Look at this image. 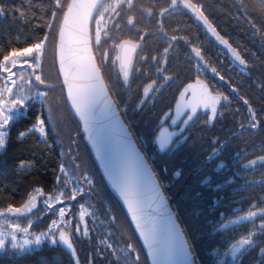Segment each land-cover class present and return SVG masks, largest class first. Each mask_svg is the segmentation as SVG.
<instances>
[{
	"label": "flooded vegetation",
	"instance_id": "flooded-vegetation-1",
	"mask_svg": "<svg viewBox=\"0 0 264 264\" xmlns=\"http://www.w3.org/2000/svg\"><path fill=\"white\" fill-rule=\"evenodd\" d=\"M134 2L136 8L132 13L127 11V4L124 2L117 15L113 10L116 0H106L91 26L93 53L109 93L114 100L121 101L117 105L119 112L151 169L157 174L156 178L162 183L164 195L189 243L193 245L192 252L196 264H260L264 254L259 252V247L264 244L259 242L264 241V233L259 232V226L264 217L258 214L251 222H242L238 226L229 225L227 228L219 227L224 220L264 208V166L258 162L254 168H243L247 161L264 155V113L257 116L262 123L256 130L250 131L248 106L244 103V99L249 100L257 112L264 104V88L259 79L264 72L261 68L264 50L260 48L259 41L253 39L251 25L244 21L237 23V20L233 19L239 11L241 0L190 2L203 4L205 14L209 16L217 31L229 40L233 48L238 49L249 65H255L247 72L242 71L243 66L239 61L232 62L231 53L215 41L210 33H206L202 23L195 19L190 9L170 10L161 18L159 8L153 16H149L146 9L154 4L167 7L170 0ZM243 4L248 6L249 15L254 18L253 22L260 27L262 21L256 11L258 0H243ZM101 14L102 20L97 25ZM132 14H135L138 21L134 27L127 24V17ZM161 19L163 33L159 31L157 24ZM97 27L101 30L99 46L95 42ZM105 29L110 38L104 37ZM145 31L151 34L145 36ZM172 36H176L180 42H172L173 46L167 55L169 63L164 65L168 67V72L158 75L155 70L157 65L151 58L158 56L163 62V49L169 47L167 40ZM185 40L189 43L186 44ZM125 41L137 45L136 51L131 54L127 82L124 81L120 67L124 47H128L124 45ZM122 45L124 47H121ZM193 45L201 47L202 54L209 61L207 74L197 72L195 60L189 59L190 55L194 56V53L190 52ZM104 53H107L106 58ZM212 67H216L224 76L223 81L211 74ZM179 69L183 71L177 76ZM164 75L175 78L164 81ZM198 80L206 84L213 94L223 93L228 100H221L217 105L216 118L208 123L205 121L211 114L210 109L198 107L191 126H185L183 121L187 119L185 113L189 109L183 105L192 100L193 89H189L184 96L181 93L189 84L196 86ZM153 81L156 82L157 89L152 93L154 98L149 99L143 110L134 108L142 97L143 89L151 86ZM230 85L237 87L238 94L233 92ZM178 105L181 106L179 116L176 115ZM165 113H168V116H165ZM173 117L176 119V125L171 122ZM241 124L245 126L243 130L239 127ZM177 125L188 128L184 134L185 138H179L180 142L175 147L161 150L157 140L161 129L174 131ZM233 132L237 133L234 138L231 135ZM217 137L221 140L227 138L229 142L221 153L209 159V156L213 155L212 149L218 146L213 143ZM176 139L177 137H173V140ZM79 140L80 138L78 142ZM79 147L84 149L83 145ZM79 157L80 160L75 163H80L83 172L88 164L84 156ZM69 173V167L66 168L65 165L63 175L68 178ZM90 176L92 179L95 177ZM93 189L96 190H90ZM95 193L91 199L95 197ZM85 197L81 193L72 198V201L68 198L61 202H51L50 208L44 203L40 204L37 212L31 217L32 221L39 222L43 217L50 216V225L54 229L58 225L70 235L80 264H108V260L95 255V245L105 238L117 248L124 247L127 243L133 244L139 252V264H148L144 251L116 199L114 198V202L110 200L101 204L87 202ZM79 198L85 202L76 203ZM61 207L65 209L64 217L59 215ZM43 209L47 211L44 214ZM81 212L84 213L83 219L80 218ZM221 213L224 215L223 220ZM112 216L117 218L115 222H111ZM53 220L57 221V225H52ZM62 220L66 223L62 224ZM77 226L80 228L79 232L76 231ZM85 226L88 228L87 237L83 235ZM249 231L255 233L254 238L258 244L247 251L241 250L234 258L230 250L231 243H235L241 235ZM55 234L58 239L59 231ZM135 255L133 252L129 259Z\"/></svg>",
	"mask_w": 264,
	"mask_h": 264
},
{
	"label": "snow or ice",
	"instance_id": "snow-or-ice-1",
	"mask_svg": "<svg viewBox=\"0 0 264 264\" xmlns=\"http://www.w3.org/2000/svg\"><path fill=\"white\" fill-rule=\"evenodd\" d=\"M124 2L127 4V11L132 13L136 8L134 0H116L113 10L119 15L118 10L124 6ZM64 5L61 4V0H55V9L63 12V22L59 27V41H60V63L61 71L64 74L63 85L67 86V100L71 102V108L74 109L75 114L79 117V120L83 124V130L87 133L88 140L90 141L92 148L95 149L96 157L100 160V164L104 169V173L107 179L111 182L112 187L119 193V196L123 198L124 204L127 206L128 212L131 214L132 221L135 222V228L139 232V236L142 238L143 247L147 250V256L151 258V264H196L193 259L192 247L189 243V239L186 237L184 230L180 227L177 222L175 213L168 207L166 201L167 197L164 195L162 190V183L156 178L157 174L152 171L151 167L147 164L143 155L139 149L136 148L132 141V133L128 130V125H125L120 118L119 109L117 105L121 103L119 99L114 100L108 92L107 86L104 83L103 77L100 74V70L96 67L92 57L90 55V49L88 48V22L93 17V9L96 12H100L102 5L98 0H92V3L84 5L78 3L77 0H72L71 3L67 4V10L64 11ZM143 9V5L140 6ZM159 8V16L163 18L170 10L176 11L181 8L190 9L192 15L197 21L202 23L206 33H210L215 41L223 45L228 52L231 53L233 63L239 61V64L243 66L242 71L247 72L250 67L255 65H249L248 61L240 55L237 48H233L229 40L222 36L216 29V26L209 19V16L205 14V8L203 4L196 5L190 2V0H170L167 7L162 5H152L147 8L149 16L156 14V9ZM5 6L0 3V13L5 12ZM57 10H53L52 21L54 22L57 17ZM107 9H105L106 11ZM15 12V9L13 10ZM260 18L261 25L257 27V24L253 22L254 18L249 15L248 6L243 4V0L239 5V11L233 19L237 20V23L244 21L251 25L252 37L259 41V46L264 50V0H258V8L256 9ZM21 16L24 12L21 10ZM102 20H97V25ZM138 23L135 14L127 17V24L135 26ZM159 25V31L164 32L162 19L157 21ZM49 30L54 27V23L50 22L48 25ZM147 31L144 35H150ZM166 36V33H165ZM104 37L108 36L107 29L104 30ZM143 39V37H141ZM199 39V37H196ZM48 40V33L44 35V39L37 43H33L23 48H13L8 54L3 56L0 61V69H2L3 80L5 83L11 81V85L19 88L17 81L13 79L14 72L12 65L15 67L18 60H23L24 64H28L32 71L29 73L27 81L24 80L23 76L20 78L21 84H26L28 92H24L23 89L16 91L13 86H6L0 88V148H6V139L10 132V121L15 122L18 118L23 117L26 114V110L29 108V101L34 98H38L41 104V108L47 104L48 93L40 92V85H45V80L40 74H37L36 69L39 67L40 56L44 51L45 42ZM179 43L176 36H172L167 40L169 47L163 49L164 59L163 62L158 56H153L151 59L157 65L156 73L163 74L168 72L167 55L169 49L173 46L172 42ZM95 42L97 46L101 43V30L97 27ZM185 43L189 41L185 40ZM73 44H79L83 46V50L88 52V56H80L72 58L71 56L66 57L65 52L69 46ZM128 45V47H124ZM124 55L121 59V71L123 72L124 81L127 82L129 79V69L131 67V54L136 51L137 45L131 44L130 41H125ZM194 56L190 55V60H195V66L197 72H204L207 74V68L209 61L205 59L202 54L201 47L192 46L190 49ZM107 53H104L106 58ZM260 59V58H258ZM32 61H36L35 64ZM67 61V62H66ZM146 62V60H145ZM261 68L264 69V59H261ZM177 71V76L179 72ZM211 74L219 77L221 81L224 80V76L221 75L220 71L216 67L211 68ZM251 73L249 72V75ZM34 76V81L32 77ZM175 77L163 76L164 81H170ZM259 79L262 81V88H264V72L261 73ZM38 81L39 84L35 82ZM156 82L153 81L151 86H146L143 89L142 97L138 99V102L134 105V108L143 110V106L146 105L149 99L154 98L152 93L157 91L155 87ZM233 92L238 94L239 90L235 85H230ZM49 88L54 86H47ZM36 91L33 92L32 89ZM197 88L199 89L197 91ZM193 89V97L190 102L183 105L189 109L185 115L187 119L183 121V125L191 126V122L197 114V109L203 106L206 109H210V115L205 123L216 118L218 113L217 105L220 104L221 100H228V97L223 93L213 94L206 84L199 82L196 86L189 84L182 96L189 90ZM7 94V99L5 98ZM15 97V98H13ZM244 103L248 106V129L254 131L258 125L262 123L261 120L257 119V116L264 113V104L259 109V112L253 108L251 102L244 99ZM181 106H177L176 115H180ZM171 111V110H170ZM125 114L127 109L125 108ZM168 116V113H165ZM48 121L54 120V114L52 109L48 108ZM45 119L37 118L36 123L26 130L18 133V138H24L34 130H38L41 136L46 137L45 132ZM172 124L176 125V119L172 118ZM131 123V121H129ZM167 123V121H165ZM240 129H244V125L241 124ZM188 130L187 127L177 125L176 130L169 131L167 128H162L160 135L157 137L159 148L164 150L166 148L175 147L180 142L179 138H185L184 134ZM234 138L237 133H231ZM173 137H177L173 140ZM228 139L221 140L219 137L215 138L213 143L218 145L212 149V154L209 159H212L214 155L222 152L227 146ZM47 144V140H44ZM72 144H76V140H71ZM71 156L75 169H80V163H75L80 160L79 155L72 156V149L69 148L68 153ZM260 162L261 166H264V155L257 157L256 159L247 161L243 164V168L251 169L254 168L257 163ZM223 163V162H222ZM24 166V162H21L20 167ZM34 166V165H33ZM65 165L61 163L60 171L63 173ZM59 177L57 180L59 181ZM81 179L88 185L89 189L95 187L92 177L89 175L88 170L85 167ZM264 183V178H262ZM77 187L72 190V198L74 199L77 192H83L84 188L76 182ZM34 199V198H33ZM45 205L51 207L48 200L44 201ZM25 209L16 208L9 205L6 209H0V250L5 252L9 251L8 245L10 243L11 249L16 251V254H20L26 251H31L32 245H41L46 239L50 240V243L55 245L57 242L56 231H59V241H62L67 249L70 250L71 256L75 258L74 264H80L79 257L77 256L76 248L73 245V241L70 235L62 230L58 225L57 221L53 220L52 225H57L54 229L51 225L46 232L32 233L30 227L32 221L28 222L27 226H22L20 223H13L8 218L9 214H15L19 216L22 211H28ZM264 217V208L258 209V211H248L243 216H234L232 219L224 220L223 223L219 224L220 228H227L229 225L238 226L242 222H251L257 215ZM60 217L65 216V209L61 207L59 209ZM84 213H80V218L83 219ZM117 218L111 217V222H115ZM221 219H224L223 213H221ZM65 224L66 221H61ZM76 231L79 232V226L76 227ZM259 232L264 233V219H261ZM18 233H23V236H18ZM83 235L88 236V228L85 226ZM255 233L249 231L247 234L241 235L235 243H231V253L235 258L236 254L241 250L247 251L250 247L256 246L258 241L254 238ZM32 237V238H29ZM264 244V241L259 242ZM107 250H110L107 251ZM135 252L134 258L129 259L132 253ZM259 252L264 254V246L259 247ZM95 255L105 260H108V264H139V252L136 251L133 244L127 243L124 247L117 248L109 242L108 238L99 240L95 245ZM114 257V258H111ZM260 264H264V258L260 260Z\"/></svg>",
	"mask_w": 264,
	"mask_h": 264
},
{
	"label": "trees",
	"instance_id": "trees-1",
	"mask_svg": "<svg viewBox=\"0 0 264 264\" xmlns=\"http://www.w3.org/2000/svg\"><path fill=\"white\" fill-rule=\"evenodd\" d=\"M68 2L69 0H61V4L65 7ZM0 3H3L6 9L4 13H0V61L13 48L27 47L43 40L46 32L50 33L48 42L52 44L55 42L51 35L56 32L63 14L62 11L55 9V0H0ZM21 10L24 12L23 16L20 14ZM53 10H57L54 22L51 15ZM50 22L54 23L51 31L47 26ZM51 60V79L59 83L53 54H51ZM1 81L2 75H0V87ZM60 89L62 90L61 86ZM61 95L63 103L57 102L60 108H64V116L67 119V124L64 119L67 134L63 138L71 141L80 128L72 118L63 94ZM29 105L26 114L10 124L6 148L0 152V209H6L9 205L19 207L37 193L45 194L51 202L57 199V196H60L61 200L69 198L72 201V190L77 187V181L83 186L84 191H78L75 197L82 193L86 196L85 201L87 202L101 204L110 200L114 202V197L108 192L83 139L80 144L84 147V149L81 148L88 164L87 170L90 175L95 176L93 177L95 185L93 188L96 190L93 189V191L81 179L83 172L78 173L71 169L72 173H69L68 178L64 175L59 176V167L63 160L60 150L62 147L57 143L50 128L46 129V137H41L34 130L26 137L18 138V133L31 127L38 117L47 122L45 106L42 109L39 100L32 101ZM79 135L81 137L80 133ZM45 139L47 144L44 143ZM64 155H67V151ZM21 162H24L23 167H20ZM57 177L60 178L59 181ZM94 193L95 197L91 199ZM78 201L85 202L82 198L75 202L78 203ZM49 218L50 216L43 217L39 222H33L31 219L33 222L31 231L37 234L46 232L52 220ZM8 249L7 252L0 250V264H73L67 253L58 244H51L48 239L38 247L31 248V251L20 254H16V251L9 246Z\"/></svg>",
	"mask_w": 264,
	"mask_h": 264
},
{
	"label": "water",
	"instance_id": "water-1",
	"mask_svg": "<svg viewBox=\"0 0 264 264\" xmlns=\"http://www.w3.org/2000/svg\"><path fill=\"white\" fill-rule=\"evenodd\" d=\"M105 0H98V2L102 5L103 2ZM72 0H69L68 4L71 3ZM78 3H81V4H84V5H87V4H90L92 3V0H77ZM67 10V6H66V9L65 11ZM93 11V17L89 19V22H88V39H89V44H88V48L90 49V55L92 57V60L94 61L96 67L99 69L98 65H97V62H96V59H95V56H94V53H93V49H92V37H91V25H92V22L94 20V17L96 16L97 12L95 9L92 10ZM63 22V15H62V18L60 20V23H59V26H58V30H57V34H56V43H55V65H56V70H57V73H58V77H59V80H60V86H62L63 88V93H64V97H65V101H66V104H67V107L72 115V117L74 118V120L78 123L79 125V128H80V134L82 135L83 137V140L89 150V153L93 159V162L95 164V166L97 167L98 169V172L104 182V184L106 185L108 191L110 192V194H112V196L117 200V202L120 204L122 210L124 211V214L131 226V228L133 229V232L136 236V238L138 239L143 251H144V254L146 256V259L148 261V264H151V258L147 256V250L143 247V241H142V238L139 236V232L136 230L135 228V222L132 221L131 219V214L128 212L127 210V206L124 204L123 202V198L119 196V193L112 187V184L111 182L107 179V176L105 175L104 173V169L103 167L101 166L100 164V160L96 157V152H95V149L92 148V145L90 143V141L88 140V137H87V133L84 132L83 130V124L82 122L79 120V117L75 114V111L74 109L71 108V102L67 100V86L66 85H63V81H64V74L63 72L61 71V63H60V41H59V27L60 25L62 24ZM65 55L66 57L68 56H71L72 58H76V57H80V56H88L89 53L84 51L83 50V46L82 45H79V44H73L71 46H69V48L66 49V52H65ZM67 62V61H66ZM100 70V69H99ZM100 74H101V71H100ZM102 76V74H101ZM103 77V76H102ZM104 80V79H103ZM105 83V81H104ZM106 85V83H105ZM108 89V88H107ZM109 92V90H108ZM110 95V93H109ZM111 96V95H110ZM119 115H120V118L121 120L123 121V123L125 125H127L123 119V117L121 116L120 112H119ZM129 130V128H128ZM130 131V130H129ZM132 141L134 142L136 148L139 149L135 139L133 138V136L131 137ZM140 153L143 155V153L141 152V150L139 149ZM143 158L145 159V161L147 162V164L150 166V164L148 163L147 159L145 158V156L143 155ZM151 167V166H150ZM153 171V170H152ZM71 172V171H69ZM72 173V172H71ZM34 198V199H33ZM44 199V195L43 194H37L35 197H32L30 198L26 203H24L20 208L23 210L25 209L26 207L29 209L28 211H22V213L19 215V216H16L15 214H9L8 215V218L9 219H18V220H24V219H27L29 218L31 215H33L37 210H38V207H39V202H41L42 200ZM168 207L171 209L168 201H166ZM172 210V209H171ZM173 212V211H172ZM174 213V212H173ZM2 219V218H0ZM178 222V221H177ZM179 224V223H178ZM59 237V235H58ZM58 241V244L61 246V248L67 252V254L70 256V258L72 259L73 261V264H74V260L75 258L71 256V252L69 249H67V246L63 244L62 241H59V238L57 239ZM194 259V258H193Z\"/></svg>",
	"mask_w": 264,
	"mask_h": 264
},
{
	"label": "rangeland",
	"instance_id": "rangeland-1",
	"mask_svg": "<svg viewBox=\"0 0 264 264\" xmlns=\"http://www.w3.org/2000/svg\"><path fill=\"white\" fill-rule=\"evenodd\" d=\"M48 40H49V37H50V33L48 32ZM51 38H52V35H51ZM48 40L45 42V46H44V51H43V54L42 56H40V60H39V67L36 69V72L37 74H40L42 76V78L45 80V85H40L39 87V91L40 92H47L48 93V101H47V104L45 105V111H46V118L48 116V108L50 107L52 109V112L54 114V120L53 121H48L45 122V132H46V129L47 128H50L52 130V134L55 135V138L57 140V143L62 147L60 148L61 150V154L62 155V162L64 165H66V168L69 167V171L72 169V162L71 161H68L66 158H65V151H68L69 148H71L73 150V146H72V143L71 141H66L63 137H66L65 134H67L66 132V127H65V122L67 124V119L65 118V122H64V119H63V111L62 109L59 107L58 105V100L54 98L53 96V91L52 90H49L47 89V86H52V81L48 80L49 78V75L51 73V64H52V60H51V48H50V44L48 42ZM33 64L36 63V61H32ZM9 67H12V70L14 72V76H13V79L17 81V85H19V88H16L15 86L11 85V81H8L7 83H5V81L3 80V75H7L6 73H4L2 75V81H1V87H6V86H13L15 88L16 91H20V89H23L24 92H28V87L26 84H21L20 82V78L21 76H23L24 80L27 81L28 78H29V73L32 71V68L28 65V64H24L23 63V60H18L15 67H13L12 65H9ZM33 81H34V76L32 77ZM36 84H39L38 81L35 82ZM33 92L36 91L35 88L32 89ZM5 98L7 99V94H5ZM15 98V97H13ZM39 100L38 98H34V99H31L29 101L32 102V101H37ZM12 122L10 121V124ZM47 124V125H46ZM37 133L41 136V134L39 133L38 130H36ZM66 132V133H65ZM43 137V136H41ZM4 148H0V152L3 150ZM78 150V148H77ZM66 163V164H65ZM78 170V169H76ZM65 171V170H64ZM63 175V173H61L60 171V167H59V176ZM62 200L60 199V196H57V199L55 198V200H53L52 202L53 203H56V202H61ZM43 214L46 213L47 211L43 209ZM11 222L13 223H20L22 226H27L28 225V222L31 221L29 219H24L26 221H22V220H18V219H10ZM30 232L31 231V227H30ZM34 233V232H32ZM18 236H23V233H18ZM29 238H32V237H29ZM10 248H11V245L9 243L8 245ZM39 245H32L31 248H36L38 247Z\"/></svg>",
	"mask_w": 264,
	"mask_h": 264
}]
</instances>
